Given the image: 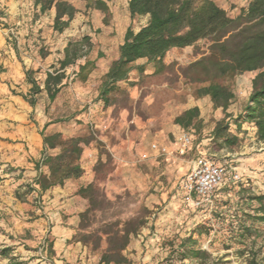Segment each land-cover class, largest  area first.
Listing matches in <instances>:
<instances>
[{"label":"rangeland","instance_id":"374dc122","mask_svg":"<svg viewBox=\"0 0 264 264\" xmlns=\"http://www.w3.org/2000/svg\"><path fill=\"white\" fill-rule=\"evenodd\" d=\"M127 1L119 0L118 5H115L119 16L126 15ZM34 2L35 0H0V31L7 39L8 47H16L23 58H27V50L33 57L36 51L41 55V52L48 53L52 49L53 64L59 67L57 60L62 53V43L67 37H81L91 33L93 38L102 40L106 34L102 31L105 25L104 14L98 12L93 15L89 11H81L71 29H67L63 34L55 33L52 31L51 12L41 14L34 7ZM224 3L228 7L229 15L232 18L237 17L239 5L235 4L234 0H226ZM38 20L43 21V25H36L34 21ZM111 20L112 14L109 22ZM146 23L145 18L135 19L132 20L131 27L137 31ZM44 37L50 38L51 41L46 46L41 43V38ZM28 38H37L39 44L24 43L23 40ZM91 44L93 51L97 52L98 43ZM40 45L43 47L40 48ZM210 45V41L204 40L191 49L170 55V65L156 80L158 88L144 90L136 105V113L144 118L141 110L146 100L155 99V103L158 98L163 103L171 101V105L162 108L164 113L159 116L158 127L167 130L175 125L174 119L184 108L199 100L202 106V129L198 134L188 132L193 135L194 149L187 155L180 157L176 153L177 139L184 132L182 128L177 133L164 134L153 126L148 136L139 139L137 132L143 125L132 124L131 154L127 151L122 153V150L115 154L100 141V131L95 128V124L85 126L82 136L92 139L96 149L93 157L86 158L87 162L93 160L95 180L92 183L93 189L86 194L89 198L86 199L84 211L79 215V223L72 239L85 251L84 262L75 264H104L101 258L107 252L108 238L121 235L126 230L135 231L123 253L130 264H264V224L254 225L252 235L245 243H239L233 238L240 219L244 218L241 208L246 213L253 214V210L244 205L245 198L250 194L257 196L264 193V168L251 166L257 159L264 162V144L257 141L250 129H246L245 133L240 135V144L231 151L218 150L209 145L218 115L208 97H195L196 90L206 84L194 83L190 79L201 75L200 70L192 68L191 65L209 54ZM74 70L76 68L70 67L66 71L69 82ZM255 75L256 72L246 73L228 81L236 96L228 110L231 113L227 112L228 114L237 117L242 112L252 92L251 80ZM32 76L40 83L44 78L39 71H32ZM37 99L40 100L41 97L38 96ZM112 100L119 106L134 109L130 106L132 99L128 91L113 93ZM32 115L36 117V113ZM154 144L167 148L169 154L159 155L152 149ZM199 152L213 158L217 163L232 164L242 176L240 183H235L227 188V191H220L221 206L215 210L195 209L186 202L181 188L189 162ZM252 180L259 182L256 188ZM34 188L36 191L31 193H28V186L21 191V194L26 196L27 205L26 212L19 214L20 222L27 221L25 226L33 230L40 228L35 222L36 212L44 206L42 194L37 191L38 187ZM244 188L248 191L242 192ZM253 205L257 206L255 202ZM48 221L45 235L38 239L41 244L45 240L44 247L47 251L52 242L48 230L54 226L55 220L52 218ZM245 222L247 225L251 224L249 221ZM21 236L19 241L26 244L27 242L22 240H25L28 234L23 231ZM190 236H193L196 242L190 243V246L209 254L205 262L181 259L179 245ZM27 247L31 248L29 245ZM27 263L29 262L13 257L7 264Z\"/></svg>","mask_w":264,"mask_h":264},{"label":"trees","instance_id":"16d2710c","mask_svg":"<svg viewBox=\"0 0 264 264\" xmlns=\"http://www.w3.org/2000/svg\"><path fill=\"white\" fill-rule=\"evenodd\" d=\"M81 1L85 3L87 11L97 10L104 14L103 22L108 25L111 17L108 2L112 0ZM35 5L40 6L41 14L55 10L53 31L58 34H63L69 29L80 13L72 3L65 0H35ZM128 9L132 20L148 17V21L138 31L131 26L126 30L120 56L102 79L99 100L106 106L111 104L112 94L123 91L117 84L129 79L132 65L138 60L146 59L149 64L155 65L156 73H163L166 69L164 59L168 52L195 47L199 42L208 40L211 42L209 54L191 65L192 68L199 69L201 75L190 80L206 84L196 90L195 97H208L213 107L220 109L224 114V118L217 122L211 133L209 145L218 150L231 151L240 144V135L245 133L244 128L247 126L255 128L257 141L264 144V0H252L235 18L214 0H130ZM91 47L88 37L68 43L64 58L58 63L59 67L47 72L43 88L32 76V72L28 71L27 79L32 88L28 94L22 95L24 100L31 107H35L38 103L37 97L46 92L48 100L54 102L69 83L66 70L70 67L76 68L73 81L87 82L90 74L96 69L95 61L88 60ZM41 54L46 55L44 52ZM83 59L85 63L78 64V61ZM138 71L143 72L144 67H138ZM254 72L256 75L252 80V92L242 112L237 117L228 114L236 98L228 81ZM202 123L198 107L188 109L174 119V124L186 133H200ZM41 135L47 150L58 149L59 152L54 156L44 157L41 166L48 167L50 173L44 175L40 171L34 182L38 187L37 191L46 192L55 186H64L67 180L79 179L84 173L80 164L84 147L90 145L93 140L85 136L65 138L59 133L47 135L45 129ZM232 185L235 183L227 180L215 192L212 197V210L221 206L220 191H227ZM34 187L28 186V193L36 191ZM92 189V184L80 187L77 194L88 199L86 194ZM241 191L248 190L244 188ZM16 197L25 202V194L16 193ZM245 200L244 205L253 210V214H248L241 208L244 218L240 219L233 236L239 243H245L252 235L254 225L264 224V193L257 196L250 194ZM254 202L257 205L255 207ZM200 210L210 209L209 206H204ZM244 219L251 224L247 225ZM134 234L135 231L126 230L121 235L110 236L107 252L101 258L102 263L130 264L123 253ZM190 243H196L193 236L180 243L181 259L205 262L209 254L190 246ZM8 252L9 250H3L0 255L8 257ZM49 253H53L52 244L48 247Z\"/></svg>","mask_w":264,"mask_h":264},{"label":"crops","instance_id":"0c3cea01","mask_svg":"<svg viewBox=\"0 0 264 264\" xmlns=\"http://www.w3.org/2000/svg\"><path fill=\"white\" fill-rule=\"evenodd\" d=\"M65 1L72 3L80 11L78 15L81 14V11L87 12L85 3L81 0ZM129 1L126 3V15L122 16H119L115 6L118 5L119 0L108 2L112 20L102 28V31L106 33L103 35L102 40L93 38L92 34L88 33L81 37L71 35L63 41L62 53L59 55L58 63L63 60L64 50L68 43L81 41L84 37L90 38L91 43H98V51L94 52L91 47L88 54V60L95 61L96 69L90 74L85 83L78 80L73 81L75 78L73 74L70 82L61 90L52 103L48 100L46 92H42L39 95L41 99L38 100L35 107H31L22 97V95L28 94L32 88V84L27 79V72L39 71L43 74L42 82H38L43 88L47 72H51L54 67H57L52 61V49L45 56L36 51L33 57L32 53L27 50L26 54L24 53L27 58H23L16 47L15 49L8 47V41L0 31V252L9 250L8 257L0 255V262H6L7 264L13 257L29 262L27 264H75L80 261L84 262L85 251L80 244L73 242L72 239L75 228L79 223V215L86 207V199L77 194L78 189L91 185L95 180L93 160L86 161L88 156L93 157L96 152L93 143L84 147L80 160L84 173L79 179L67 180L64 186H55L46 192H41L44 206L38 209L35 219L36 225L40 228L35 230L27 228L28 226H25L27 221L20 222L19 220V214L23 215L26 212L27 204L20 201L16 197V193L21 194V191L27 186L37 187L34 182L40 171L44 175L50 173L48 167L41 166L44 157L54 156L59 152L58 149H46L41 135L44 129L47 135L59 133L65 138H74L82 136L86 125L95 124V128L100 131V141L106 144L107 148L115 154H118L120 150H122V153L127 151L131 154L132 143L130 138L132 134L130 125L132 124L141 123L143 125L137 132L139 139L148 136L152 132L153 126L159 130L158 132L164 134L177 133L181 130L178 125H173L167 130L158 127L160 126L159 116L164 113L162 108L171 105V101L163 103L158 98L159 100L155 103V99L153 101L146 100L141 110L144 118L136 113V105L142 92L151 90L154 87L158 88L156 87V80L162 74L156 73L155 65L149 64L146 59L135 62L132 65L133 70L129 75V79L117 84L121 90L128 91L130 94L132 99L130 106L134 107L133 110L119 106L114 101L106 106L103 101L99 100L102 79L110 70L112 63L119 58L120 47L124 42L126 30L132 24L128 9ZM214 1L221 8L228 11V7L224 3L226 0ZM251 1L234 0V3L239 5L238 15ZM34 7L40 12V6H36L35 2ZM50 12L54 21L55 10L53 9ZM89 12L94 15L99 11L89 10ZM144 18L148 21V17ZM74 20L70 25V29ZM34 22L36 25H43L41 20ZM41 39L42 45L45 46L51 42L50 38L46 39L44 37ZM23 41L24 43L34 42L39 44L37 38H28ZM42 45H40V48L43 47ZM191 48L193 47L173 49L168 52L164 59L165 66L168 67L171 63L170 55L174 56L179 51ZM84 63L85 59L78 61V64ZM140 66L144 67L143 72L138 71ZM194 107H198L202 112V106L198 100L184 108L180 114ZM32 113H36V117ZM228 113L231 112L228 111ZM216 114L218 115L217 121H220L224 116L220 109L216 110ZM246 129H250L251 134L256 136L254 127L247 126L244 130ZM126 139L127 141H125ZM177 146L176 143V149ZM193 149L192 146L190 151ZM127 153L125 155H128ZM200 155L203 154L199 152L189 162L188 171L193 161ZM261 161L257 159L252 162L253 165L251 166L258 169L264 168V162ZM39 166L41 167L39 168ZM252 183L254 188L259 185V182L255 180H252ZM52 218L55 220L54 226L48 232H50L52 240L53 253L48 256V251L44 247L45 240L41 244L38 239L45 235V227L49 222L48 220ZM23 231L28 234L25 240H22L27 242L26 244H21L18 239ZM27 245L31 248H28Z\"/></svg>","mask_w":264,"mask_h":264},{"label":"built area","instance_id":"2783aa9c","mask_svg":"<svg viewBox=\"0 0 264 264\" xmlns=\"http://www.w3.org/2000/svg\"><path fill=\"white\" fill-rule=\"evenodd\" d=\"M177 145V155L180 157L187 155L193 146L192 136L182 132L177 139ZM152 149L161 156L169 154L167 148L156 144L152 145ZM227 180L233 183L242 181V176L235 166L227 162L217 163L211 157L200 155L193 161L182 181L181 188L186 202L195 209L200 210L204 206H209L212 210V197Z\"/></svg>","mask_w":264,"mask_h":264}]
</instances>
